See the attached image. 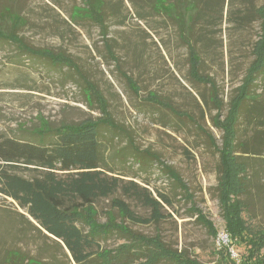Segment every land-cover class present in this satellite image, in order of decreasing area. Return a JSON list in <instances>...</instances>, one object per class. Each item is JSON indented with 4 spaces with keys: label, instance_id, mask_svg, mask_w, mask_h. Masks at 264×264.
<instances>
[{
    "label": "rangeland",
    "instance_id": "rangeland-1",
    "mask_svg": "<svg viewBox=\"0 0 264 264\" xmlns=\"http://www.w3.org/2000/svg\"><path fill=\"white\" fill-rule=\"evenodd\" d=\"M106 1L102 28L82 14V0H0V9L11 7L25 19V25L15 32L27 46L65 58V64L54 65L50 58L21 51L0 38V134L37 142L39 131L45 129L87 120L101 122L103 156L113 169L108 173L133 179L155 196L162 192L171 205L164 204L166 216L159 223L141 224L123 218L111 207L110 198H103L95 203L97 221H114L145 237L158 236L168 248L200 264H220L217 236L197 221L193 207L212 221L218 235L224 232L216 199L217 147L222 131L212 125L211 117L225 115L230 97L253 59L260 20L256 15L242 19L247 8L241 0H233L231 8L225 2L206 10L192 28L189 43L201 57L200 71L215 81L223 99L218 111L205 102L208 86L188 78V45L178 29L180 23L154 14L147 0ZM263 3L254 0L256 6ZM140 8L145 20L136 16ZM183 15L184 19L190 16L185 8ZM107 45L117 60L111 59ZM122 73L133 85L135 82L136 93ZM257 84L264 85V77ZM152 98L189 116L153 105ZM247 120L243 117L239 122L242 137L253 134ZM200 128L211 135L214 146ZM149 154L178 171L191 200ZM245 160L249 189L241 197L243 216L253 228H264V152ZM126 201L139 215L148 213L135 201ZM119 231L100 237L94 252L126 242ZM231 250L239 258L245 254L241 244H233ZM7 251L13 264H75L65 247L46 235L25 209L0 194V264H8ZM261 252L264 254V248Z\"/></svg>",
    "mask_w": 264,
    "mask_h": 264
},
{
    "label": "trees",
    "instance_id": "trees-1",
    "mask_svg": "<svg viewBox=\"0 0 264 264\" xmlns=\"http://www.w3.org/2000/svg\"><path fill=\"white\" fill-rule=\"evenodd\" d=\"M147 1L154 14L170 16L180 23L178 29L182 36H186L185 43L188 45V78L195 84L207 85L205 102L213 109H222L223 99L219 88L211 77L200 71L201 57L194 45L189 43V38L198 18H202L206 10H215L217 5L223 6L225 2L231 8L233 0ZM241 1L247 8L241 18L249 19L256 15L260 20V31L252 48L253 59L246 67L240 85L230 97L225 115L217 113L211 117L212 125L222 131L221 145L217 147L216 199L229 241L228 246L221 245L216 254L222 264H264V254L261 252L264 248V228L255 229L244 219L245 202L241 198L249 189L245 159L264 152V85L257 84L258 79L264 77V3L256 6L254 0ZM82 3V14L104 28L109 3L106 0H82ZM184 8L189 12L188 19H184ZM136 16L139 20H145L142 8L136 10ZM70 18L76 20L73 16ZM24 25L25 19L11 7L0 9V38L9 40L26 53L31 51L34 56H46L54 65L65 64L62 56L55 57L49 52L27 46L15 32ZM107 50L111 59H116L109 51L110 45H107ZM122 75L136 93L135 82L133 85L129 76ZM150 100L153 105L160 104L177 116H189L184 112H175L166 101ZM243 117L253 127V134L249 137H242L240 132L239 122ZM100 123L87 120L45 129L39 131L37 142L0 134V194L10 197L25 209L28 217L33 218L46 235L65 247L75 264H160L161 261L169 264H200L195 258L171 250L158 236L145 237L127 227L117 226L114 221L104 224L97 221L95 203L103 198H110L111 207L123 218L141 224L159 223L166 216L162 211L164 204L171 205L162 192H157L155 196L147 186L133 179L125 180L120 175L108 173L113 169L103 156ZM200 130L214 146L211 135L203 128ZM149 155L160 163L162 172L184 192V197L191 200L189 187L178 171L165 165L153 154ZM117 193L120 196H115ZM126 199L135 201L148 213L139 215ZM193 211L198 214L197 221L207 228L210 235L216 237L218 232L212 221L198 208L193 207ZM115 230H120L126 242L115 249L104 248L94 252L93 247H99L97 240ZM233 244H241L245 248V254L239 261L231 257L228 251ZM6 258V263L13 264L9 261L11 254L8 251Z\"/></svg>",
    "mask_w": 264,
    "mask_h": 264
},
{
    "label": "built area",
    "instance_id": "built-area-1",
    "mask_svg": "<svg viewBox=\"0 0 264 264\" xmlns=\"http://www.w3.org/2000/svg\"><path fill=\"white\" fill-rule=\"evenodd\" d=\"M217 241L220 243V244H219V247H220L221 245H226V246H228L229 241H228V236H227V234H226L225 231L222 232V233L219 234V235L217 234ZM228 251H229L231 257H233V258L236 259V260L239 259L238 255H236V253H235L233 250H231V247L228 248Z\"/></svg>",
    "mask_w": 264,
    "mask_h": 264
}]
</instances>
